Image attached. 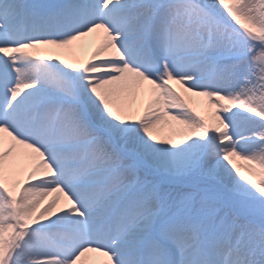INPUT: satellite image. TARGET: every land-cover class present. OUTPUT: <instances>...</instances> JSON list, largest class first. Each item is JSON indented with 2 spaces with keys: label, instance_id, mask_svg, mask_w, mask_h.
I'll return each mask as SVG.
<instances>
[{
  "label": "snow or ice",
  "instance_id": "6c2138e0",
  "mask_svg": "<svg viewBox=\"0 0 264 264\" xmlns=\"http://www.w3.org/2000/svg\"><path fill=\"white\" fill-rule=\"evenodd\" d=\"M0 264H264V0H0Z\"/></svg>",
  "mask_w": 264,
  "mask_h": 264
}]
</instances>
